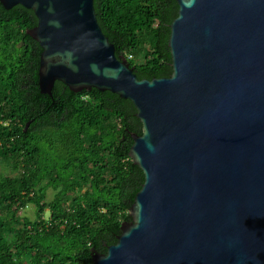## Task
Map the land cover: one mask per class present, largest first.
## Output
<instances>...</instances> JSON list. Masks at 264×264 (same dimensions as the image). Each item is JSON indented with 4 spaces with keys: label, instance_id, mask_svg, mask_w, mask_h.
I'll return each instance as SVG.
<instances>
[{
    "label": "water",
    "instance_id": "obj_1",
    "mask_svg": "<svg viewBox=\"0 0 264 264\" xmlns=\"http://www.w3.org/2000/svg\"><path fill=\"white\" fill-rule=\"evenodd\" d=\"M176 1L171 74L148 79L115 54L93 0H0L37 17L41 93L109 90L141 122L131 221L93 264H264V0Z\"/></svg>",
    "mask_w": 264,
    "mask_h": 264
},
{
    "label": "trees",
    "instance_id": "obj_2",
    "mask_svg": "<svg viewBox=\"0 0 264 264\" xmlns=\"http://www.w3.org/2000/svg\"><path fill=\"white\" fill-rule=\"evenodd\" d=\"M115 54L138 78L171 74L176 0H93ZM31 8L0 2V264H93L117 240L143 173L128 151L141 122L131 101L55 80L41 93ZM1 171V170H0ZM51 188L53 197L45 201ZM32 205L33 220L19 211Z\"/></svg>",
    "mask_w": 264,
    "mask_h": 264
},
{
    "label": "rangeland",
    "instance_id": "obj_3",
    "mask_svg": "<svg viewBox=\"0 0 264 264\" xmlns=\"http://www.w3.org/2000/svg\"><path fill=\"white\" fill-rule=\"evenodd\" d=\"M0 172H3L2 170H5V166L0 164ZM53 190L51 188H48L46 191V198L45 201H49L53 197ZM19 214L26 215L29 219L33 220L35 217L34 207L32 205L27 206L26 208L19 211Z\"/></svg>",
    "mask_w": 264,
    "mask_h": 264
}]
</instances>
